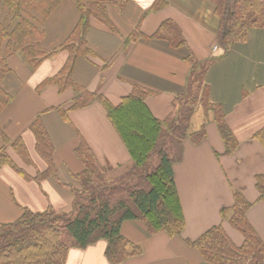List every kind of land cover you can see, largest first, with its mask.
Listing matches in <instances>:
<instances>
[{"label": "crops", "instance_id": "obj_1", "mask_svg": "<svg viewBox=\"0 0 264 264\" xmlns=\"http://www.w3.org/2000/svg\"><path fill=\"white\" fill-rule=\"evenodd\" d=\"M158 1L162 5L152 10ZM214 10L209 0H112L108 5V22L95 16L91 18L87 39L94 54L78 60L74 72L78 83L92 92L105 94L115 104L132 92L134 84L142 85L158 92L147 98V105L156 117L165 119L174 110L177 93L187 84L191 66L185 58L189 50L198 61L215 58L206 75L210 97L224 106L227 122L240 141L234 154H224L225 145L212 113L207 114L202 106L196 107L189 132L207 124L208 136L199 144L188 138L184 142L182 160L174 165L186 228L181 235L172 238L166 232L148 235L146 227L138 221L125 222L123 233L140 244L143 253L120 264H206L185 240L196 239L218 224H223L236 244L241 245L242 234L233 231L229 222L221 217V210L234 204V188L254 202L248 210V218L264 240V201L257 202L255 186L256 175H264V148L253 139L254 133L264 126V29L252 30L246 43H237L226 50L219 44V20ZM79 18L76 2L64 0L43 24L44 46L49 49L59 46ZM168 19L181 27L189 48L173 49L164 39L148 37ZM138 28L145 37L127 42ZM59 52L46 59L36 71H31L20 55L11 58L13 72L6 81V88L14 99L2 114V120L8 134L12 138L22 135L30 150L24 133L43 112L56 148L55 161L61 182L47 178L37 184L48 199L47 208L52 205L68 209L74 197L64 183L70 182L72 174L82 169L75 154L79 139L74 128L53 108L69 107L76 91L70 88L61 92L56 85H48L41 91L37 89L67 61L68 52ZM98 104L94 102L86 108L70 111L69 117L98 158L116 167L114 176L117 177L133 166V160L107 114L109 123H104ZM49 108L51 110L46 111ZM35 164L37 168L36 161ZM7 167L0 170V224L19 218L22 207L45 211L46 202L37 185L27 182L29 184H23L18 190L3 177ZM46 168L47 164L37 169ZM105 249V241L86 249L71 248L67 264H112L106 259Z\"/></svg>", "mask_w": 264, "mask_h": 264}, {"label": "trees", "instance_id": "obj_2", "mask_svg": "<svg viewBox=\"0 0 264 264\" xmlns=\"http://www.w3.org/2000/svg\"><path fill=\"white\" fill-rule=\"evenodd\" d=\"M80 18L70 35L59 46H44L43 24L55 13L64 0H0V170L12 167L24 179L41 183L47 178L61 182L55 161L56 148L43 120V112L30 124L35 136V148L47 168L32 175L17 164L11 148L25 166H36L34 158L22 135L11 138L5 129L2 114L12 103L14 95L6 88V81L13 72L10 60L20 55L31 71L60 50L68 52L63 67L45 78L37 87L58 86L61 92L73 88L76 96L67 107L54 111L69 123L78 134L75 154L82 169L72 174L64 183L73 194L68 209L50 205L45 211L22 207L14 221L0 224V264H67L71 248L86 249L100 241L106 242L105 256L112 264L139 256L143 248L130 240L122 231L128 221H138L148 235L166 232L170 237L181 235L186 228V217L175 179V163L182 160L184 142L199 144L207 136V124L189 132L192 116L197 106L207 114L212 113L226 155L234 154L240 141L226 119L222 104L213 102L206 75L214 59L198 61L189 50L185 61L191 66L186 86L174 101V110L165 119L156 117L147 105V98L158 92L134 84L130 94L115 104L103 93L92 92L74 78L77 62L94 54L87 33L92 16L108 22V5L112 0H74ZM214 4L219 20L218 40L221 47L231 49L237 43H246L250 32L264 29V0H209ZM162 5L156 2L152 10ZM113 28V27H112ZM140 29L134 30L127 42L145 37ZM164 39L173 49L189 48L181 27L172 19L161 23L157 31L148 36ZM147 37V38H148ZM99 102L122 142L128 149L133 166L114 176L116 167L102 162L88 141L75 128L70 111L79 110ZM51 109H46L50 111ZM253 139L264 148V126ZM257 202L264 201V175H256ZM234 204L221 210V217L228 221L244 241L236 244L223 224L214 225L196 239H186L206 264H264V240L248 218L254 202L243 191L233 189Z\"/></svg>", "mask_w": 264, "mask_h": 264}, {"label": "rangeland", "instance_id": "obj_3", "mask_svg": "<svg viewBox=\"0 0 264 264\" xmlns=\"http://www.w3.org/2000/svg\"><path fill=\"white\" fill-rule=\"evenodd\" d=\"M62 52L63 53H66L65 51H61L59 53H62ZM59 53L57 55H59ZM98 105H99V107H101V109L103 111V114H104L103 120L105 121L104 123H106V122L109 123V121H107V118H106L105 110L103 109V107L100 104H98ZM99 124H100V122H99ZM215 127H216V125H215ZM24 136H25L26 140L29 142V146H31L30 147V150H31V152L33 154V157H34L36 163H37V166H38L37 168H39V169L45 168L46 167L45 162L39 157V155L37 154V152L35 150V140H34L35 138H34L32 132L30 130H27L24 133ZM9 151H10L11 155L13 156V158L15 159V161L17 162V164L25 167L32 174L37 173V170H38L37 168H35L34 166H31V167L25 166L24 163H23V161L17 156V154L11 148H9ZM101 161L104 162V163L106 162L104 159H102ZM41 165H44V167H42ZM3 177H4V179H6L9 182H11L14 186H17L18 190L22 188V185L23 184H25V185L29 184L27 182H32L33 185H37L36 187H37L39 193L42 195L43 199L46 202V207H43V208L46 209L47 206L49 205L48 199L44 196V194L42 193V191L40 190V188H39V186L37 184L38 182H36L35 180H31V181L24 180L10 166H8L7 168H5ZM228 225H229V223H228ZM231 227H232L233 231H236L237 232V230L233 226H231Z\"/></svg>", "mask_w": 264, "mask_h": 264}]
</instances>
